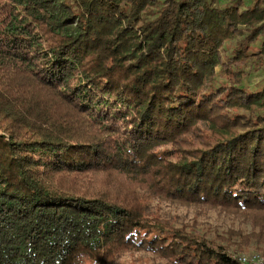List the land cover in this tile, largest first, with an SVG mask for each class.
<instances>
[{"label":"trees","instance_id":"16d2710c","mask_svg":"<svg viewBox=\"0 0 264 264\" xmlns=\"http://www.w3.org/2000/svg\"><path fill=\"white\" fill-rule=\"evenodd\" d=\"M263 64L264 0H0V264L264 256Z\"/></svg>","mask_w":264,"mask_h":264},{"label":"rangeland","instance_id":"374dc122","mask_svg":"<svg viewBox=\"0 0 264 264\" xmlns=\"http://www.w3.org/2000/svg\"><path fill=\"white\" fill-rule=\"evenodd\" d=\"M225 2L227 0H221ZM234 47V44H228L225 54L229 53L230 50ZM264 83V64L259 67L258 71L250 70L249 77L244 80V84H247L249 88H260ZM162 205V204H161ZM164 210L170 211L171 215L176 214L181 219L186 221L195 219L197 228L206 232L207 234H212L215 231L221 232V229H226L228 227L234 228L235 231L242 230L248 231L249 227L243 225L242 221L239 218H231L230 215L219 214L217 212L211 211L207 212L204 215H199L194 209H185L182 207H162ZM253 253L260 252L256 251L254 248L250 247L245 250L237 249L236 246H232L229 250V254L232 256L238 255H250ZM153 260L150 256L144 255L142 253H127L119 257L115 264H152Z\"/></svg>","mask_w":264,"mask_h":264},{"label":"built area","instance_id":"2783aa9c","mask_svg":"<svg viewBox=\"0 0 264 264\" xmlns=\"http://www.w3.org/2000/svg\"><path fill=\"white\" fill-rule=\"evenodd\" d=\"M235 257L241 264H264V256L258 254V253H253L250 255H238L233 256Z\"/></svg>","mask_w":264,"mask_h":264}]
</instances>
